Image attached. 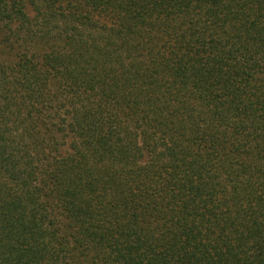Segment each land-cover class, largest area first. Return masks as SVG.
<instances>
[{
    "label": "trees",
    "instance_id": "16d2710c",
    "mask_svg": "<svg viewBox=\"0 0 264 264\" xmlns=\"http://www.w3.org/2000/svg\"><path fill=\"white\" fill-rule=\"evenodd\" d=\"M0 264H264V0H0Z\"/></svg>",
    "mask_w": 264,
    "mask_h": 264
}]
</instances>
